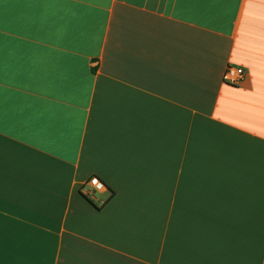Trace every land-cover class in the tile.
Segmentation results:
<instances>
[{
    "label": "crops",
    "instance_id": "0c3cea01",
    "mask_svg": "<svg viewBox=\"0 0 264 264\" xmlns=\"http://www.w3.org/2000/svg\"><path fill=\"white\" fill-rule=\"evenodd\" d=\"M0 264H264V0H0Z\"/></svg>",
    "mask_w": 264,
    "mask_h": 264
},
{
    "label": "built area",
    "instance_id": "2783aa9c",
    "mask_svg": "<svg viewBox=\"0 0 264 264\" xmlns=\"http://www.w3.org/2000/svg\"><path fill=\"white\" fill-rule=\"evenodd\" d=\"M243 69L240 66L227 65L223 72V80L229 83H236L242 76ZM88 184L93 190L100 191L104 189V184L96 176L89 179Z\"/></svg>",
    "mask_w": 264,
    "mask_h": 264
}]
</instances>
